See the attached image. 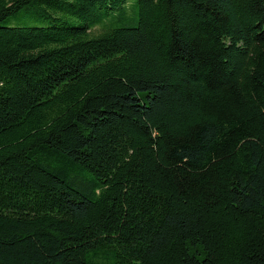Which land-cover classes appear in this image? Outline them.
<instances>
[{
  "label": "trees",
  "instance_id": "trees-1",
  "mask_svg": "<svg viewBox=\"0 0 264 264\" xmlns=\"http://www.w3.org/2000/svg\"><path fill=\"white\" fill-rule=\"evenodd\" d=\"M128 1L0 0V264H264V0Z\"/></svg>",
  "mask_w": 264,
  "mask_h": 264
},
{
  "label": "rangeland",
  "instance_id": "rangeland-1",
  "mask_svg": "<svg viewBox=\"0 0 264 264\" xmlns=\"http://www.w3.org/2000/svg\"><path fill=\"white\" fill-rule=\"evenodd\" d=\"M136 5H135V0H129L128 2H126L124 4V11L121 12L120 16L121 18H116L115 21L113 22V24H123L125 22H127V20H132L135 15H136ZM123 16H125V18H123ZM101 30L100 26H96L95 28L92 29L93 33H97Z\"/></svg>",
  "mask_w": 264,
  "mask_h": 264
}]
</instances>
